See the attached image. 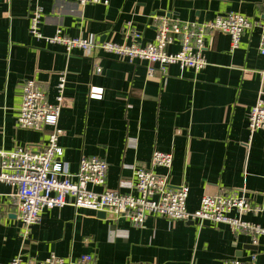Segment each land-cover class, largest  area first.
<instances>
[{
	"label": "crops",
	"instance_id": "obj_1",
	"mask_svg": "<svg viewBox=\"0 0 264 264\" xmlns=\"http://www.w3.org/2000/svg\"><path fill=\"white\" fill-rule=\"evenodd\" d=\"M42 10L44 37L58 32L69 38L131 43L126 28L140 34L142 46L153 43L154 15L185 23H206L230 13L257 23L231 52L230 37L216 33L206 40L208 66L197 73L169 66L134 64L104 52L67 54L58 44L37 40L30 17ZM264 31V0H108V5L82 6L76 0H0V150L38 151L50 129L17 126L23 86L35 81L54 104L60 77H66L65 104L59 121V146L72 174L84 157H98L109 166L104 190L134 194L135 170H152L155 151L172 153L168 174L172 187L190 189L187 210L199 209L204 196L245 191L259 204L264 195V131L252 137L249 114L264 99V57L259 53ZM181 39L168 48L178 52ZM101 89L102 98L91 97ZM154 173L166 175L163 168ZM14 190L0 184V264L21 257L25 263L50 256L67 264L92 256L95 264H223L247 262L257 255L264 264V236L235 233L227 225L149 218L133 227L124 218L111 219L88 209H46L38 224L23 235ZM264 229V212L243 217Z\"/></svg>",
	"mask_w": 264,
	"mask_h": 264
},
{
	"label": "built area",
	"instance_id": "obj_2",
	"mask_svg": "<svg viewBox=\"0 0 264 264\" xmlns=\"http://www.w3.org/2000/svg\"><path fill=\"white\" fill-rule=\"evenodd\" d=\"M80 5H108V0H76ZM42 10L37 7L30 17V32L37 40L47 44H58L67 54L79 49L84 53L104 52L121 61L134 64L145 61L151 65L149 75L155 73L153 67L165 75L169 66H178L181 70L190 69L197 73L208 66L205 56L206 40L221 33L230 37L231 52L238 49L241 38L252 30L257 23L236 13L219 16L206 23H185L167 15H154L152 23L157 27V37L153 43L142 46L141 35L132 31V25L126 28V39L131 43L115 44L98 39L69 38L58 32L54 37H44L40 31ZM181 39L178 52L170 53L168 48ZM259 53L264 57V31L261 35ZM264 85V72L261 74ZM66 77H60L57 85L55 103L49 101L44 89L35 81H27L23 86V101L17 115V126L23 130L40 131L50 129L47 142L38 151L18 148L13 152L0 150V184L13 188V199L17 203L18 217L22 222L23 235L28 237L32 226L38 224L46 209H88L105 213L114 220L124 218L133 227H142L149 218H166L171 221L211 223L227 225L235 233L252 235L254 244L257 238L264 236V229L246 221L243 217L260 215L264 212L262 202L253 203L245 191H223L216 195L204 196L195 212L187 210L190 189L186 185L172 187L169 173L173 167L172 153L155 151L152 170L136 169L134 194H122L118 191L104 190L95 193L94 187L106 186L109 166L98 157H84L79 171L72 174L63 162L64 151L59 146L63 135L59 121L65 104L64 92ZM91 97L102 98L101 89H92ZM248 130L251 137L258 131H264V99H258L249 114ZM155 168H163L168 173L158 175ZM92 256H83L69 264H95ZM10 264H67L65 259L55 255L41 262L25 263L21 257ZM223 264H259L257 255L247 262L229 260Z\"/></svg>",
	"mask_w": 264,
	"mask_h": 264
},
{
	"label": "water",
	"instance_id": "obj_3",
	"mask_svg": "<svg viewBox=\"0 0 264 264\" xmlns=\"http://www.w3.org/2000/svg\"><path fill=\"white\" fill-rule=\"evenodd\" d=\"M100 214H101L102 216H104V217L106 216V214H105V213H100Z\"/></svg>",
	"mask_w": 264,
	"mask_h": 264
}]
</instances>
